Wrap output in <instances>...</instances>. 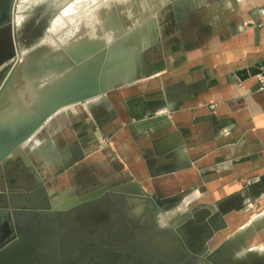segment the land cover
Here are the masks:
<instances>
[{
	"label": "crops",
	"instance_id": "1",
	"mask_svg": "<svg viewBox=\"0 0 264 264\" xmlns=\"http://www.w3.org/2000/svg\"><path fill=\"white\" fill-rule=\"evenodd\" d=\"M168 1L143 66L106 95L109 107L93 115L97 138L88 127L78 146L112 171L115 186L143 199L176 196L178 210L202 212L212 238L240 226L242 234L255 220L252 235L264 248V0ZM250 66L263 72L244 71ZM72 113L61 111L40 139L50 174L37 178L58 206L71 194L63 172L74 151L64 148L74 137Z\"/></svg>",
	"mask_w": 264,
	"mask_h": 264
},
{
	"label": "rangeland",
	"instance_id": "2",
	"mask_svg": "<svg viewBox=\"0 0 264 264\" xmlns=\"http://www.w3.org/2000/svg\"><path fill=\"white\" fill-rule=\"evenodd\" d=\"M106 1L107 0H82V3H80L81 0H9V16L6 20V22L8 23V33L12 37L13 42L16 38L18 42V45L13 43L12 55L10 57L15 58V61H13V63H16V66L11 76L16 79V81H13L12 77L10 76V80L8 81L6 86H4V92L2 93L4 95H1V97L4 99H1L0 97V104L2 103L0 105V118L5 116V114H3V108H6L4 102L10 98L11 94L16 89L19 81L21 80V75L19 74L22 63V61H19V55L21 54V52H27L26 50H28L27 53L35 52L33 53L34 56L39 54V56L41 57H38V59L47 58V56H43L45 53H47V49H41V46L39 50H35V48L37 47L36 44H38V46L42 45L49 38L51 42H54L56 44V47H58V49L56 48L54 51H52L51 55L49 56L51 59L48 57L50 61H47V63L50 64V67H55L54 64H56V62L59 66L67 64L70 66H67V69L69 68L70 70L71 65L75 68L79 61H77L78 59H74L73 55L68 52V44L75 45L79 39H87L88 43H86L85 46H87L86 49L89 50L87 53V57L89 59L96 56L100 57V55L104 53L103 61H105L104 59L107 57L106 59L109 61H116V67L121 66V68L116 70L113 69L114 71H111V77L107 79L110 82V84L108 82L109 85H107V87L111 89L107 93L65 108L66 110L73 111L72 115L73 117H75L72 118L69 126L72 127L75 132L78 128L81 129V125L86 126L84 122H88V127H90V129L92 130L91 132L93 133V135L91 136L97 138L95 134L98 132L99 127L96 118L93 115H96V111L100 105L109 107L106 95L111 92L113 88L128 83L130 76L128 78L125 77L128 76L131 68L134 69L143 66L146 54L145 51L147 47L146 41H149L151 39V31H153L155 25H159L158 19L160 18H157L156 16H159L160 13L163 12L166 9L167 5L171 2H169L168 0H135L134 3V1L132 0L129 10L130 13H128L127 15V11L119 6V4L122 5L121 3L123 2V0H121V3L119 2V0V4L114 0L117 5L112 4V0H109L107 2ZM172 3L175 5V0H172ZM123 4L127 5L126 2ZM100 6L101 9L99 10H101V12L97 17L95 16V11L97 12L98 10L96 9ZM72 10L73 14H70ZM79 28L82 30L80 31ZM65 32H67L66 38H64ZM33 46L35 47L32 48ZM59 52L61 54H58ZM78 55L79 53L77 54V56ZM29 63L30 65H28V69L27 71H25V73L29 71V74H31V76L33 77L34 73L36 74V70H31L33 64L31 63V61ZM15 75L17 76V78L15 77ZM28 76L31 77L30 75ZM41 81V79H38L34 83H32L29 91H27L25 88L22 89L25 93L21 98L24 105L20 106L19 108L15 106L16 109L12 111L9 109L10 113L8 112V116H16L15 113L17 110L23 111L24 117L29 116L30 113L28 112L32 111L33 108V106L31 105H35L32 104V101L34 99H31L30 97L31 95H34L35 89L39 88L40 90L38 95L35 97L37 98L38 106L40 101L44 98L50 97V93L58 86V84H56L57 81L53 83H46L43 85L40 84ZM9 86H11V89ZM8 87L9 89H7ZM47 90H49V94H47ZM7 95L8 98L5 100ZM43 95L46 96L42 98ZM3 100L5 101L2 102ZM64 115L65 114H61V111L59 113H56V115H54V119L52 118L49 121V127L51 128V125L57 123V120L61 121L62 116ZM49 127L44 126V128H42L39 133L37 132L28 140L24 141L20 145L19 149L12 152L5 160L8 161V163L11 162V166L16 163V160H20V158L27 163L32 161L33 164H31L33 165V167H30V170L35 174V179L38 182L40 180V178H37L39 174L41 176L42 174H45V176H49L50 174L49 165L46 164L48 161L47 155H49L50 153L48 147L49 145L45 144V141H40V139L43 140L44 136L47 135L48 131L50 130ZM10 130L15 131L17 129ZM85 130L86 127L82 128L80 131V135H78L77 132H74L73 139L70 140V143L64 147L65 149L74 148V151L72 153L79 154V159L72 161L70 158L64 157L66 156V153L63 152L64 148L58 151L57 156H60L62 158L64 157V163L70 162L69 164H79L82 166L86 164V159L92 156L87 154V152L84 153L81 147L78 146L80 137H84V135L82 134H84ZM98 137L100 138V136ZM34 140H36L35 142H37L35 144L38 145V142H40L43 145L38 148L37 145H34ZM47 142L48 141H46V143ZM91 142L92 140L89 139L88 144L90 145ZM34 146L35 149H33ZM96 149L95 152L104 151L107 153V151H105V149H102L101 147H97ZM92 151H94V149ZM92 151L90 153H92ZM37 153H39L40 155ZM89 159V162L91 163L96 162V160L93 158ZM88 165H90V163ZM58 166L60 168L59 164ZM68 169L69 167L67 166V171ZM16 173L18 172H13V174L15 175ZM110 174L112 175V173L107 172L101 177H95V175L93 176L92 174L90 177H88L90 178L88 180H90L91 184L96 182V180L103 182L112 181L113 179L110 177ZM66 175L68 174L66 173ZM48 184L49 182L45 181L43 184H41V186H39V188L36 189L37 192L28 194L22 190L13 188L10 189L8 187V183H5L0 173V215L8 214L9 210L6 207L12 209L14 216L17 215L16 212L19 208L21 209L25 207L38 211V207H42V204L40 203L43 200H49V196L46 192ZM116 187L119 191H107L101 196V198H98V200L101 205H103L108 211L110 221L113 223L120 221V225H123V227H125V234H127L128 236L122 237V239L127 243H135L137 246L136 250L138 254L140 253L142 255H147L151 259L163 256L161 249L156 250L154 248H150L146 246V244L142 240V236L144 234H148L149 231L157 228V231L153 232L152 234H148V236H150L149 238L162 236V234H166V229H168L170 234H172L171 236L174 242L179 243L186 255L193 261L200 258H206L207 264H263L264 248L261 247L262 245L260 242L259 243L261 246L260 248L258 247L259 243H256V241L258 240L257 235H252V233L257 230L258 226V223L255 220L247 228L244 227L245 232L242 234L241 230L243 226H240L238 228L236 227L237 229H235L234 231L229 230L228 233L225 232L220 237L215 236L211 240V246L207 244V240L205 239L208 234L202 236V232H198L199 230L193 231L192 227L190 228L185 225L181 226V224L178 227L179 223H182L183 220L186 221L191 219L193 220L194 218H201L202 212H194L193 210H186V212H183L182 210H178L177 207L180 205V199L176 198V196L173 197V203L168 204L167 202H164L166 200H157V198H155V195H153V197H148L145 199H143L142 197H136L134 188L121 189L120 186ZM117 188L115 189L117 190ZM70 193L71 194H67V197L70 198L67 199L64 204L70 205L71 203L76 201L75 199L77 197L75 193ZM41 194H43V196H40ZM7 201L10 203L8 206L6 204ZM64 204H59L60 206L55 204L54 205L58 208H65L66 205ZM35 216L38 217L40 219V222L44 225H49L51 223L50 218L44 216L43 214L37 213L35 214ZM159 224L162 226L157 227ZM163 225L166 228L163 227ZM123 227L121 226V228ZM196 228L201 227H195V229ZM177 229H181L183 233V236L181 238L178 235ZM249 237H251L250 244H248L247 242ZM159 241H161V243ZM48 242L49 240L41 241L42 244H48ZM162 242V240L156 241L157 244H162ZM56 255L58 256V254ZM182 263V260H177L175 262V264ZM202 263L205 262L202 261Z\"/></svg>",
	"mask_w": 264,
	"mask_h": 264
},
{
	"label": "flooded vegetation",
	"instance_id": "3",
	"mask_svg": "<svg viewBox=\"0 0 264 264\" xmlns=\"http://www.w3.org/2000/svg\"><path fill=\"white\" fill-rule=\"evenodd\" d=\"M8 12L9 0H0V85L5 70L4 64L7 61H15V58H10L13 43L18 45L17 38L13 42L8 33V23L6 22L9 16ZM84 124L86 126L81 125V129L88 128V122H84ZM81 129H77L78 135H80ZM69 154L66 158H70L72 161L79 159V154ZM89 161V158L86 159V164L82 166L65 162L66 168L64 167L63 173L68 174L66 175L67 185L70 192L75 193L77 197V200L67 207H56L48 188L46 192L49 200H43L40 203L42 207H38V211L25 207L19 208L16 212L17 215L14 216L12 209L6 207L9 210L8 214L0 215V252L6 253L13 248H19L20 257L27 255V264H175L177 260H182V264H207L206 258L191 260L181 245L174 242L168 229H166L167 232L165 231L166 234L159 237L149 238L150 236H148L149 233L157 231V228L142 236L146 246L156 250L161 249L162 257L151 259L147 255L138 254L135 243H127L122 239V237L128 236L125 234V227L120 225V221L111 222L108 211L98 200L107 191H119L113 180L107 182L96 180L93 184L88 180L92 174L95 177H101L110 171L105 170L98 162L91 163ZM7 163L8 161L0 163V173L5 183H9L10 189L22 190L28 194L37 192L36 189L41 184L30 170L33 163L24 162L21 158L16 160L13 166L10 165L11 162ZM89 163L90 165H88ZM67 166L69 167L68 171ZM15 171L19 173L18 177L13 174ZM20 181L25 182L17 184ZM164 202L172 204L173 198ZM6 204L8 206L10 203L7 201ZM37 213L49 217L51 223L49 225L42 224L40 219L35 216ZM180 224L192 227L193 231L199 230L198 232H202V236L208 234L205 239L207 244L212 246L211 226L201 218L183 220L178 227ZM159 225L157 227L162 226ZM163 227L165 226L163 225ZM195 227L201 228L195 229ZM177 230L181 238L183 233L181 229ZM46 240H49L48 244L41 243ZM157 240H162V244H157ZM159 242L161 243V241Z\"/></svg>",
	"mask_w": 264,
	"mask_h": 264
},
{
	"label": "bare ground",
	"instance_id": "4",
	"mask_svg": "<svg viewBox=\"0 0 264 264\" xmlns=\"http://www.w3.org/2000/svg\"><path fill=\"white\" fill-rule=\"evenodd\" d=\"M49 1V0H48ZM109 1V0H107ZM106 1V2H107ZM118 1L119 0H115ZM134 3H135V0H133ZM105 2V3H106ZM111 2V1H110ZM121 3V0L119 1ZM127 3V5L123 4V3ZM82 3V0L81 2ZM102 3V2H101ZM131 3H132V0H123V2L121 3L122 5H120L119 3V6L122 7V9L126 10L127 11V15L128 13H130V6H131ZM112 4H116L114 2V0H112ZM117 5V4H116ZM79 6V4H78ZM102 6V5H101ZM101 6L99 8H97L96 10H98L97 12L95 11V16H99V13L101 12ZM78 10V9H77ZM109 10V9H108ZM70 11V10H69ZM75 11V10H74ZM72 12V13H71ZM70 12V14H73V10ZM78 12V11H77ZM75 13V12H74ZM103 13V12H102ZM101 13V14H102ZM68 14V13H67ZM77 14V13H76ZM78 15V14H77ZM130 15V14H129ZM69 16V15H68ZM81 20V19H80ZM116 20V19H115ZM114 22V21H113ZM116 22V21H115ZM68 28V27H67ZM78 30V29H77ZM79 30L81 31L82 29L79 28ZM67 36V32L64 33V38H66ZM52 37V36H51ZM50 37V38H51ZM53 38V37H52ZM45 41H46V38H45ZM65 42V41H64ZM43 43V42H42ZM66 43V42H65ZM88 43L87 39H79L78 42L75 44V45H72V44H68L69 46H67L68 48V52L73 55L74 59H78L77 61L78 64L76 65V67L74 68L72 65H71V68L69 70V68L67 69V64H64V65H61L59 66L58 63L56 62L55 67H50V64L47 63V61H50V55L52 53V51H54L56 48L58 49V47H56V44L54 42H51L50 39L48 38V40L43 43L42 45H39L36 44V48L35 50H39L40 49V46H41V49H47V53H45L43 56H47V58L45 59H38V57H41L39 56V54L35 55L33 53L35 52H31V53H27L28 50H26L27 52H21V54L19 55V61H22L21 63V68L19 70V74L21 75L20 77V81L16 87V89L13 91V93L11 94L10 98L8 100H6L8 98V95L7 97L5 98V100H3L2 102L5 103L6 105V108H3V114H5L4 117L0 118V128H15L16 124H19V126H17L15 129H22L23 127L27 126L29 123L33 122L37 117L40 116V113H42L46 107L55 102L58 98H61V96H66V95H72V91L68 93V87L70 85L73 84V82L77 79V77H79L80 75L82 76L84 73H86V65H87V57L88 56V49L87 46H85V44ZM143 45V44H142ZM35 46H33L32 48H34ZM61 49V48H60ZM32 50V49H31ZM34 51V50H33ZM38 52V51H37ZM39 53V52H38ZM68 53V54H69ZM79 53V55L77 56V54ZM116 53V52H115ZM41 54V53H40ZM57 54V53H56ZM58 54H61L60 52ZM53 56V55H52ZM59 56V55H57ZM56 56V57H57ZM62 58V57H61ZM64 58V57H63ZM66 58V57H65ZM97 59L94 60V61H98V57H96ZM55 59V58H54ZM73 59V58H72ZM64 60V59H63ZM33 64V67L31 68V70L35 69L36 71V74L34 73V76L32 77L31 74H29V71L27 73H25V71H27L28 69V65H30V62ZM43 61V62H41ZM53 61V60H51ZM55 62V61H54ZM67 63V62H65ZM69 64V63H68ZM63 66V68H62ZM70 67V66H69ZM72 67H73V71H72ZM114 71V70H113ZM31 72V71H30ZM114 73V72H113ZM28 75H30L31 77H29ZM12 77V76H11ZM15 77L17 78V76L15 75ZM118 77V76H117ZM125 77V76H124ZM129 76L125 77V78H128ZM13 81L16 79H14L12 77ZM33 79V80H32ZM38 79H41L42 81L40 82V84H46V83H53L55 81H57L56 84H58V86L50 93V97H47V98H44L40 101L39 105L37 106L38 104V101H37V98H35L38 93L40 92L39 88L35 89V93L34 95H31V99H34L32 101V104H35V105H31L33 106L32 108V111H29L28 113L29 116L27 117H24L23 115V111H19L17 110L15 115L16 116H8V112L10 113V110H14L17 108H19L20 106H23L24 103H23V100L21 99L23 96H24V92L22 89H26L27 91L30 90L31 88V84L34 83L36 80ZM74 79V81H73ZM115 79V78H114ZM121 79V78H120ZM112 80V79H111ZM110 80V81H111ZM116 80V79H115ZM12 81V80H11ZM32 81V82H30ZM43 82V83H42ZM117 82V81H116ZM12 83V82H11ZM15 83V82H13ZM61 83V84H60ZM114 83V81H113ZM110 84V82H109ZM107 84V85H109ZM15 85V84H14ZM13 85V86H14ZM10 89H11V86H9ZM9 87L7 89H9ZM4 90V88H3ZM33 91H34V88H33ZM4 92V91H3ZM6 93V92H5ZM7 94V93H6ZM5 94V96H6ZM47 94H49V90H47ZM4 95V94H2ZM46 95H43V97H45ZM1 99H4L1 97ZM19 99V100H18ZM21 100V101H20ZM101 102V101H99ZM103 102V101H102ZM23 103V104H21ZM2 104V103H1ZM0 104V105H1ZM16 106V107H15ZM98 106V105H97ZM25 107V106H24ZM92 107V106H91ZM28 108V107H27ZM31 108V107H30ZM96 108V107H94ZM10 109V110H9ZM22 109V108H21ZM93 109V108H92ZM21 125V127H20ZM44 128V127H43ZM50 128V127H49ZM1 130V129H0ZM46 131V130H45ZM39 138V137H37ZM36 138V139H37ZM41 138V136H40ZM41 147V146H40ZM44 147V146H43ZM44 149V148H43ZM47 150V149H46ZM45 150V151H46ZM38 152V151H37ZM40 152V151H39ZM45 153V152H44ZM39 154V153H37ZM40 155V154H39Z\"/></svg>",
	"mask_w": 264,
	"mask_h": 264
},
{
	"label": "water",
	"instance_id": "5",
	"mask_svg": "<svg viewBox=\"0 0 264 264\" xmlns=\"http://www.w3.org/2000/svg\"><path fill=\"white\" fill-rule=\"evenodd\" d=\"M103 54V55H102ZM98 57V61H94L97 58L89 59L87 56L86 73L80 75L68 87V93L72 91V95L61 96L55 102L49 104L46 109L40 113L33 122L29 123L22 129L10 130L8 128H0V163L5 161L8 156L19 149L20 145L28 140L31 136L36 134L44 127H49V121L56 113H59L65 108L71 107L74 104L89 100L91 98L103 95L107 93L111 88L107 87L108 80L111 77V71L113 69H119L116 67V61H109L106 58L103 61L104 53ZM109 59V58H108ZM16 63L13 61H7L4 64L5 70L3 72V78L0 85V97L3 93V88L10 80V76L15 69ZM244 71L250 72L252 75L263 72L259 67L250 66ZM19 248H13L10 252H0V264H27V255L19 254Z\"/></svg>",
	"mask_w": 264,
	"mask_h": 264
},
{
	"label": "built area",
	"instance_id": "6",
	"mask_svg": "<svg viewBox=\"0 0 264 264\" xmlns=\"http://www.w3.org/2000/svg\"><path fill=\"white\" fill-rule=\"evenodd\" d=\"M261 83L262 84H261L260 88L263 89L264 88V84H263L264 83V80H261Z\"/></svg>",
	"mask_w": 264,
	"mask_h": 264
}]
</instances>
